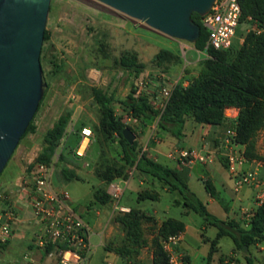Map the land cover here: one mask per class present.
Wrapping results in <instances>:
<instances>
[{
	"label": "rangeland",
	"instance_id": "rangeland-1",
	"mask_svg": "<svg viewBox=\"0 0 264 264\" xmlns=\"http://www.w3.org/2000/svg\"><path fill=\"white\" fill-rule=\"evenodd\" d=\"M251 26L253 25L246 23L237 26L232 49L240 44L244 32ZM44 30L46 35L42 39L39 52L46 83L43 96L32 119L33 128L18 140L0 172V187L5 176H22L27 162L32 161L43 150L45 132L62 119L63 132L49 155V163L52 167V177L67 189L72 208L88 227L90 261L93 264H102L111 260L114 253L104 246L113 249L128 244L125 229L117 220L122 212L129 210H120L117 207L125 204L150 217H143L139 224L144 242L129 244L126 247L129 248L126 253L131 260L142 264L151 261L152 238L157 236L162 217L173 216L180 218L185 224V244L191 257L195 253L191 264H206L209 242L201 239V233L212 238L216 227L192 210L183 213V209L187 207L183 205V197L179 191L162 190L163 184L160 181L144 175L126 163L124 177L116 176L111 180L103 178V173L112 172L114 167L123 162L121 146L116 133L105 138L99 129L98 104L91 92V87L95 86L106 94H111L114 114L127 124L133 133L138 134L142 119L130 116L123 109L120 100L130 89L146 92L151 98H158L161 85L186 83L188 78L197 74L206 52L195 48L193 41L161 33L98 0H49ZM161 49L168 53L153 59L154 54ZM130 52L135 54V61L141 64L135 67L137 71L127 69L118 61L120 55ZM156 119L154 116L148 121L155 125ZM192 124L194 123L190 121L185 122V132ZM83 126L90 128V136L84 153L77 156L74 147ZM153 132L154 128L148 138L155 136ZM135 138L133 140L136 146L141 148L146 134L137 140ZM188 141L189 138L184 137L181 142L184 144ZM193 143L196 141L193 140ZM262 152L264 138L258 140L254 135L252 153L264 164ZM62 166L74 175L64 176L61 172ZM119 179L120 182L127 179V182L118 186L115 182ZM137 179L142 181L140 190L145 189L154 194L152 199H137ZM110 183L118 187L114 189L111 185L108 188ZM190 186L198 197L204 192L202 182L197 178L191 180ZM241 187L246 193L243 203H247L252 187ZM104 190L109 194L106 198L102 192ZM222 198L229 203L231 201L228 195H222ZM214 206L218 205L212 203L206 208L219 216V209ZM153 210L156 212L153 213ZM244 219L242 213L233 218L236 223H242ZM159 238L158 236V240ZM218 242V252L222 253H226L233 245L228 235H222ZM235 252L241 261H244L245 256H249L254 258V264H264V241L256 240L246 251L238 249ZM4 253H0V258L6 256L7 253ZM224 258L225 256H222L220 261ZM3 262L0 260V264H4Z\"/></svg>",
	"mask_w": 264,
	"mask_h": 264
},
{
	"label": "trees",
	"instance_id": "trees-1",
	"mask_svg": "<svg viewBox=\"0 0 264 264\" xmlns=\"http://www.w3.org/2000/svg\"><path fill=\"white\" fill-rule=\"evenodd\" d=\"M238 1L241 9L238 25L246 23L253 26L244 32L243 39L237 47L232 49V42L226 49L205 47L206 31L201 24L200 15L194 11L191 12V21L199 27L198 35L193 40V46L206 52L197 74L188 78L185 84L175 82L162 108L154 107L151 103L152 98L148 93L130 89L120 100L123 109L130 116L139 120L142 119V124H144V120L156 116V123L160 128L169 131L176 138H181L186 119L202 124H217L226 119L223 113L224 107L234 106L238 110L235 117V139L245 145V154L248 157H254L256 155L252 153L254 135L263 124L264 118V0ZM45 35L44 30L42 39L45 38ZM167 53L166 50L161 49L154 54L153 59ZM118 61L127 69H134L135 71H137L135 67L141 65L135 61V54L132 52L120 55ZM91 92L98 104L99 129L105 138L116 133L121 146L123 162L114 167L112 172L103 173L104 179L111 180L116 176L124 177V164L126 163L133 166L134 169L146 173L151 178L157 179L170 190L179 191L183 197V205L216 227V233L210 239L208 255L213 251L215 241L222 235H228L234 248L244 251L252 242L264 241V201L254 206L250 217L247 220L244 219L242 223L214 215L206 208L205 203L195 192L189 188L176 169L150 157L145 150L136 146L135 140L127 142L121 134L122 128L127 124L114 114L111 105L112 95L106 94L95 86L91 87ZM33 116L19 139L33 128ZM63 126L64 121L61 119L45 132L43 150L32 161L28 162L27 166L35 161L49 163V155L53 152L57 139L62 135ZM61 172L66 177L74 175L65 166L61 167ZM204 186L212 194L209 185L205 183ZM102 192L104 198L109 195L105 190ZM153 197L154 194L145 189L137 192V198ZM143 217L150 218L145 216L144 212L131 207L117 217L125 229L128 244L113 249L128 259L130 264H142L128 257L126 252H129V248L126 247L129 244L144 242L139 226ZM183 226L181 220L173 217H166L161 220L157 228V236L152 238V258L147 264H167L166 254L161 247L160 239L168 233L182 231ZM158 236L160 237L159 240ZM5 241L0 242V250L3 249ZM53 246L54 244L49 242L42 248L48 251L53 249ZM244 264H253L252 258L245 256Z\"/></svg>",
	"mask_w": 264,
	"mask_h": 264
},
{
	"label": "built area",
	"instance_id": "built-area-1",
	"mask_svg": "<svg viewBox=\"0 0 264 264\" xmlns=\"http://www.w3.org/2000/svg\"><path fill=\"white\" fill-rule=\"evenodd\" d=\"M240 11L238 0H212L209 7L200 14L201 24L206 31L204 46L213 49L228 48L235 35ZM172 85L160 86L159 97L151 99L155 108L164 106ZM89 136L90 128L81 127L80 138L74 147L77 156L84 153ZM235 136L233 119L225 127L218 152L223 158L233 189L238 190L243 185L253 187L254 202L258 205L264 201V176L242 168L248 157ZM255 137L258 140L264 138V118L263 124L256 130ZM262 154L264 155V152ZM167 156L183 164L209 163L213 160V153L200 147L172 146L167 151ZM21 180L27 187L30 211L38 223L33 238L34 244L44 247L49 242L53 243L52 250L56 252L57 264H86V256L90 249L88 227L72 208L67 189L53 181L50 163L35 161L30 166L25 165ZM112 185L114 189L118 187L116 184ZM117 207L120 210L128 209L122 205ZM251 210L252 208L243 209L246 220L250 217ZM14 214V210L8 205L0 209V242L9 237ZM181 238L182 231H177L168 233L160 239L167 264H187L184 252L178 247ZM31 261V257L23 253L16 264H31ZM223 264H244V261L239 260L236 252L232 251L224 258Z\"/></svg>",
	"mask_w": 264,
	"mask_h": 264
},
{
	"label": "water",
	"instance_id": "water-1",
	"mask_svg": "<svg viewBox=\"0 0 264 264\" xmlns=\"http://www.w3.org/2000/svg\"><path fill=\"white\" fill-rule=\"evenodd\" d=\"M169 36L193 41L212 0H98ZM49 0H0V172L32 118L45 80L39 59ZM127 142L135 134L121 130Z\"/></svg>",
	"mask_w": 264,
	"mask_h": 264
},
{
	"label": "crops",
	"instance_id": "crops-1",
	"mask_svg": "<svg viewBox=\"0 0 264 264\" xmlns=\"http://www.w3.org/2000/svg\"><path fill=\"white\" fill-rule=\"evenodd\" d=\"M183 84H185V82H183ZM237 112L238 110L234 106L224 107L223 113L226 119L217 124H202V123L194 122L190 119H186L185 122L190 121L191 123L194 124H192L190 128L187 129V132H185L184 129L185 122H184L182 128L183 135L181 138H176L169 131L162 129L159 126L157 127V123L155 124L156 125L155 127V125L150 123L148 120H144V124L139 126L138 134L136 132L134 133L136 137L134 138L136 140L139 137L146 134V140L141 146V150H145L147 154L150 157L154 158L155 160L176 169L179 175L186 181L187 185L191 190H192L190 186L191 180L194 178L199 179L202 182L204 188V192H202V195L199 198L205 203L206 207L212 203H216V205L218 206H214V208L219 209V213H218L219 216L214 213L213 214L220 218L235 219L237 216L240 215V213L243 214L244 208H253L254 206H256L253 198L255 191L253 187L251 188L252 192L249 195L250 200L247 201V203H243L244 197L246 196V193L242 191L243 188L241 187L238 190L233 189L232 181L228 176V173L226 171L225 165L222 160V156L218 152L220 148V140L224 134L225 127L227 126L228 123H230L233 119H235ZM195 123L198 126V128H195L197 127L195 126ZM153 128H154L153 133L155 134V136H153V138H148L150 136L151 131H153ZM184 137H188L189 141L182 144L181 141L182 138ZM193 140H195L196 143H193ZM172 146H188V147L203 148L213 153V160L209 163H201V162H193L191 164L179 163L175 158L167 156V151ZM240 147L245 150L244 144L240 143ZM197 166H199L200 169H198ZM242 168L253 170L258 175L264 176V164L260 163L255 157H248V160L242 165ZM144 175L147 174L144 173ZM127 179L123 180V182H120V179L118 180V182L115 181L114 182L119 186L120 183L123 184L126 183ZM137 180H138L137 183H135V189L138 192L142 187L141 186L142 181L141 179H137ZM53 181L55 182V184L62 185L61 182L56 181L54 178ZM205 183L209 185L212 194H210V192L205 189L204 186ZM1 184L2 187H0V209L5 205H8L14 210L15 214L13 220L11 221V233L9 237L6 239L3 249L0 250V253L5 252L7 254L5 256L4 253L3 254L4 257L0 258V260L4 261L3 262L4 264H16V262L20 259L21 255L23 253H27L32 259L31 264H57V255L54 250L51 249L45 251L42 247L37 246L33 242L34 234L38 228V223L36 219L33 217L30 211V207L27 205L29 204L27 198V187L22 182L21 175L12 174L9 178L5 176ZM111 185L112 183L109 184L108 188H110ZM162 187H163L162 190L164 191L170 190L169 188H167L166 185H162ZM222 195H228L229 198L231 199L230 203L224 201ZM158 197H159V193H158ZM137 199H143V198H137ZM122 206H126L129 209L128 205L124 204ZM189 210L191 209L187 207L185 210L183 209L182 212L186 214L189 212ZM152 212L154 213L156 211L153 210ZM166 217H173V216H163L162 219H165ZM173 218L181 220L180 218L177 217H173ZM181 221L183 222V220ZM183 225L184 226L182 230V238L179 242L178 247L184 252L187 264H191L192 257L195 255V253H193V256L191 257L190 255L191 253H189L187 249V245L185 244L184 241V229H185L184 222ZM202 229L203 230L205 229L204 225L202 226ZM212 238H208L206 235L201 233V239L203 241H208L209 245H210V239ZM218 239L215 241L213 245L214 249L209 255H208L209 245L207 247L206 264H223V261L222 262L220 261V258L222 256L227 257L228 254L231 253L232 251L235 252V250H238L237 248H234V246L232 245L226 253L218 252L219 250ZM104 247L107 250L112 251L114 253V256L111 258V260H106L102 262V264H108V263L130 264L128 259L119 255L113 249L107 246ZM252 262L254 264V258L252 259ZM85 263L93 264L88 257V253L86 256Z\"/></svg>",
	"mask_w": 264,
	"mask_h": 264
}]
</instances>
